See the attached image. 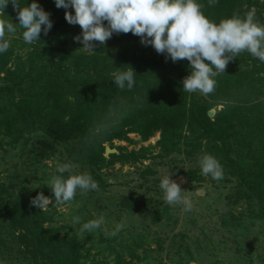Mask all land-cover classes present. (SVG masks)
Masks as SVG:
<instances>
[{"label": "trees", "instance_id": "trees-1", "mask_svg": "<svg viewBox=\"0 0 264 264\" xmlns=\"http://www.w3.org/2000/svg\"><path fill=\"white\" fill-rule=\"evenodd\" d=\"M32 2L19 0L21 7ZM35 2L49 13L52 27L32 43L25 60L16 55L11 68L6 66L13 52L23 49L25 42L19 28L6 36L10 47L0 54V151L17 150L22 156L26 148V154L40 150L37 159L50 152L64 163L99 170L113 162L145 158V149L103 156L104 144L127 141L126 135L133 132L144 141L158 132L161 158L179 153L182 147L189 157L205 148L226 175L233 176L229 179L237 180L228 198L230 207L219 217L221 227L233 234L245 230L249 220L259 223L263 243L256 251L258 257L248 255L242 264H264V63L241 52L214 78L211 94L187 93L180 83L190 71L186 60L172 62L151 46L149 55H139L134 47L139 38L131 33L113 34L121 47L116 56L100 44L85 52L74 42L80 28L64 20L65 9L56 8L53 0ZM197 2L210 21L218 23L233 15L243 18L251 12L264 25V0ZM16 11L9 3L0 19L15 24ZM126 66L137 76L131 91L112 82L117 68ZM216 107L222 108L210 117L208 112ZM46 175L43 172L41 177ZM36 180L35 193L18 170L4 178L0 173V264H131L138 259L135 250L117 240L86 248L74 234L61 235L64 227L54 226L46 210L30 203L38 192L54 201L48 182ZM122 199L131 211L124 204L129 199ZM240 202L243 210L237 213L233 209ZM124 254H131L130 261L124 260Z\"/></svg>", "mask_w": 264, "mask_h": 264}, {"label": "rangeland", "instance_id": "rangeland-1", "mask_svg": "<svg viewBox=\"0 0 264 264\" xmlns=\"http://www.w3.org/2000/svg\"><path fill=\"white\" fill-rule=\"evenodd\" d=\"M31 45L25 43L23 49L17 48L20 50L13 52L6 68L13 67L16 55L25 60L26 54L31 51ZM135 45L136 53L139 50V55H149L150 46H143L139 41ZM102 47L114 56L119 54L121 48L115 35L106 40ZM196 93L202 96L199 92ZM221 108L216 107L212 111L215 113ZM126 136L127 141L114 140L104 144V147L113 148L117 152L119 150L123 155L139 153L145 149L147 151L143 160L136 163L117 161L112 165H104L99 170L66 161L72 167L64 173L65 177L87 173L99 187L98 190L85 194L77 190L71 202L61 205L50 199L53 203L42 208L52 217L54 226L64 227L61 235L74 234L86 248L96 242H101L104 247L107 240H117L135 250L134 255L138 259L130 261L131 254L123 256L131 264H185L186 261H189L188 264H242L248 255L257 259V252L263 243L259 223L249 220L244 224L245 230L237 233L233 231V234L220 225L219 217L230 207L228 198L234 192L237 180L229 179L233 176L226 175L224 170L221 180L201 175L198 161L201 156L209 154L205 148H200L199 153L189 157L190 155L184 154L182 147L179 153L161 158L162 152L157 145L160 139L158 132L145 141L135 132ZM27 151L26 148V153ZM39 151L24 153L22 156L17 150L6 153L0 151L1 177H8L14 170H18L22 177H27V186L35 189L36 193L38 187L34 185V180L40 178L47 183L51 176L58 175L55 171L57 164L65 162L62 157L50 152L37 159L35 155ZM34 172L38 175L36 179L32 177ZM43 172L47 174L45 177H41ZM166 173L182 191H187L184 195L191 201L190 212H184L182 206H171L163 200L159 181ZM123 197L129 199L130 202L124 204L131 206V211L122 205ZM243 206L240 202L233 210L238 213L239 209L243 210ZM100 217H103L104 222L99 228L91 232L81 230L83 223ZM77 218L79 223L75 222ZM116 224H123L125 227L114 237L106 236L105 230L113 231ZM95 251L92 249L91 254Z\"/></svg>", "mask_w": 264, "mask_h": 264}, {"label": "clouds", "instance_id": "clouds-1", "mask_svg": "<svg viewBox=\"0 0 264 264\" xmlns=\"http://www.w3.org/2000/svg\"><path fill=\"white\" fill-rule=\"evenodd\" d=\"M56 8H63L64 20L69 25H78L80 35L74 42L80 49L93 52L94 43L103 45L113 34H128L139 38L143 46H151L157 54H164L172 62L186 60L189 74L181 80L183 91L199 92L202 95L214 91L218 74L224 73L227 64L241 52L249 53L264 63V25L254 20L249 12L243 18L233 15L218 23L210 21L201 11L197 0H53ZM215 0H209L214 3ZM11 3L16 11L17 23L0 19V54L10 47L7 35L22 29L21 37L26 44L40 41V35H47L52 27L49 13L33 0L27 7H21L19 0H0V15ZM68 9H71L70 13ZM43 26V27H42ZM133 69L126 66L113 73V83L117 88L131 91L136 78ZM201 175L212 180L223 179V168L215 156L205 154L199 158ZM72 167L58 163L56 173L48 181V188L57 205L71 202L80 190L82 194L98 190V183L90 174L80 173L65 177L63 174ZM159 188L163 200L171 206H182L184 212L192 210L191 201L180 186L170 180L166 173ZM37 209L46 208L53 202L42 193L31 199ZM79 223V218L76 219ZM103 217L81 225V230L91 232L103 223ZM116 224L113 231L105 230L106 236H116L124 228Z\"/></svg>", "mask_w": 264, "mask_h": 264}, {"label": "water", "instance_id": "water-1", "mask_svg": "<svg viewBox=\"0 0 264 264\" xmlns=\"http://www.w3.org/2000/svg\"><path fill=\"white\" fill-rule=\"evenodd\" d=\"M214 112L211 110L208 112V115L211 117L213 116ZM118 152L115 149H110L109 147H105V151H104V157L108 158L110 155H115Z\"/></svg>", "mask_w": 264, "mask_h": 264}]
</instances>
